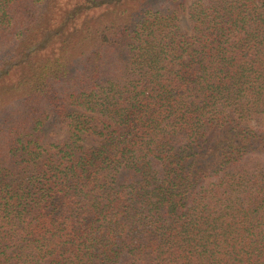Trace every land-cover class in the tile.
<instances>
[{
	"label": "trees",
	"instance_id": "16d2710c",
	"mask_svg": "<svg viewBox=\"0 0 264 264\" xmlns=\"http://www.w3.org/2000/svg\"><path fill=\"white\" fill-rule=\"evenodd\" d=\"M0 264H264V0H0Z\"/></svg>",
	"mask_w": 264,
	"mask_h": 264
},
{
	"label": "rangeland",
	"instance_id": "374dc122",
	"mask_svg": "<svg viewBox=\"0 0 264 264\" xmlns=\"http://www.w3.org/2000/svg\"><path fill=\"white\" fill-rule=\"evenodd\" d=\"M190 1H193V0H190ZM182 27H183V29H185V30H188V25H187V23H186V18L185 17H183L182 18ZM53 123H51V121L49 120L47 123H46V128L47 129H50V128H52V125ZM63 136V134L62 133H59L58 134V136H57V138H61ZM92 145H94L90 140H87V141H85V147L86 148H89L90 146H92Z\"/></svg>",
	"mask_w": 264,
	"mask_h": 264
}]
</instances>
